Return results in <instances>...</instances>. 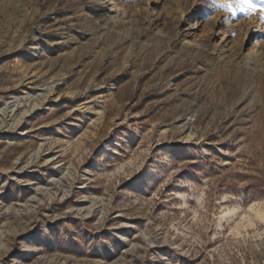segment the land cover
<instances>
[{
  "label": "rangeland",
  "instance_id": "rangeland-1",
  "mask_svg": "<svg viewBox=\"0 0 264 264\" xmlns=\"http://www.w3.org/2000/svg\"><path fill=\"white\" fill-rule=\"evenodd\" d=\"M259 17L0 0V264H264Z\"/></svg>",
  "mask_w": 264,
  "mask_h": 264
},
{
  "label": "snow or ice",
  "instance_id": "snow-or-ice-1",
  "mask_svg": "<svg viewBox=\"0 0 264 264\" xmlns=\"http://www.w3.org/2000/svg\"><path fill=\"white\" fill-rule=\"evenodd\" d=\"M236 7L242 12L245 16L250 14L260 13V20L264 21V0H260V7H257L254 0H235ZM231 11H235L232 9V6L229 5Z\"/></svg>",
  "mask_w": 264,
  "mask_h": 264
},
{
  "label": "bare ground",
  "instance_id": "bare-ground-1",
  "mask_svg": "<svg viewBox=\"0 0 264 264\" xmlns=\"http://www.w3.org/2000/svg\"><path fill=\"white\" fill-rule=\"evenodd\" d=\"M260 212V211H259ZM260 215H261V213H260ZM261 216H263L264 217V214H262ZM264 219V218H263Z\"/></svg>",
  "mask_w": 264,
  "mask_h": 264
}]
</instances>
